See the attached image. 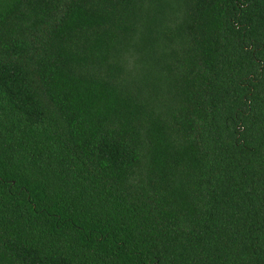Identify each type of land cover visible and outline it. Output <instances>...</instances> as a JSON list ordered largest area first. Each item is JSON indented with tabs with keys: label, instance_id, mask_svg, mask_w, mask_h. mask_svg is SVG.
Listing matches in <instances>:
<instances>
[{
	"label": "trees",
	"instance_id": "1",
	"mask_svg": "<svg viewBox=\"0 0 264 264\" xmlns=\"http://www.w3.org/2000/svg\"><path fill=\"white\" fill-rule=\"evenodd\" d=\"M0 264H264V0H0Z\"/></svg>",
	"mask_w": 264,
	"mask_h": 264
}]
</instances>
